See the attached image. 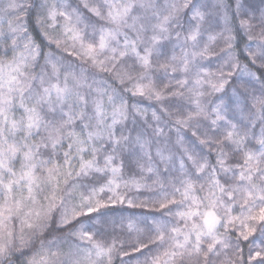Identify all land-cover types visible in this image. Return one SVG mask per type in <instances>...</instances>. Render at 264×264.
Here are the masks:
<instances>
[{"label": "snow or ice", "instance_id": "obj_1", "mask_svg": "<svg viewBox=\"0 0 264 264\" xmlns=\"http://www.w3.org/2000/svg\"><path fill=\"white\" fill-rule=\"evenodd\" d=\"M0 264H264V0H0Z\"/></svg>", "mask_w": 264, "mask_h": 264}]
</instances>
